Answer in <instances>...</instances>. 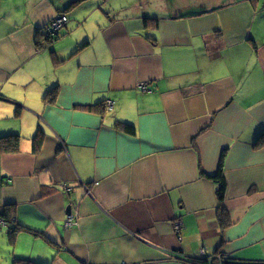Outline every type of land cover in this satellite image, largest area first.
I'll return each instance as SVG.
<instances>
[{
	"label": "crops",
	"instance_id": "1",
	"mask_svg": "<svg viewBox=\"0 0 264 264\" xmlns=\"http://www.w3.org/2000/svg\"><path fill=\"white\" fill-rule=\"evenodd\" d=\"M74 1L0 0V135L21 137L0 152V209L43 233L14 242L39 257H14L264 262V0Z\"/></svg>",
	"mask_w": 264,
	"mask_h": 264
},
{
	"label": "trees",
	"instance_id": "2",
	"mask_svg": "<svg viewBox=\"0 0 264 264\" xmlns=\"http://www.w3.org/2000/svg\"><path fill=\"white\" fill-rule=\"evenodd\" d=\"M82 0H76L73 3H77ZM40 32L37 34L36 44L38 47H40ZM59 36V35H58ZM57 37V36H56ZM55 37V38H56ZM55 38H48V40L55 39ZM86 45V44H85ZM84 46V45H83ZM117 125L119 127H122V129L128 131L129 133H135V127L131 124L124 123V122H117ZM44 132L39 129L37 133L33 137V152L38 153L42 147L43 141H44ZM20 142L21 137L18 134H8V135H0V152L6 153V152H18L20 149ZM226 152H223L220 159V164L218 171L214 175H207L210 179H212L217 184V195L219 199V205L217 208L218 211V219L219 224L221 227L227 226L230 222L228 211L225 207V197H226V191H227V182L224 177V159H225ZM0 219H2L8 228V236L10 243L14 244L16 240V236L21 232H26L29 234H32L36 237L42 236V232L35 230L31 227H28L23 224H19L15 217H14V208L11 207V205H4L3 208L0 209ZM2 224H0L1 226ZM221 246V245H220ZM193 264H217L218 262H221V264H249V263H240L237 261H233L232 259L226 258L219 249L216 251V254L214 257H202L199 259H195L191 261ZM13 264H48L41 260H36L32 258L27 257H14V263ZM255 264V263H254ZM256 264H264V262H259Z\"/></svg>",
	"mask_w": 264,
	"mask_h": 264
},
{
	"label": "rangeland",
	"instance_id": "3",
	"mask_svg": "<svg viewBox=\"0 0 264 264\" xmlns=\"http://www.w3.org/2000/svg\"><path fill=\"white\" fill-rule=\"evenodd\" d=\"M7 234V232H6ZM16 251V252H15ZM14 253L16 255H23L28 257H39L41 254L38 251H30V249L20 246L18 244H12L9 241V236L7 234V239L1 240L0 238V263L1 264H13L14 263ZM32 253V254H30Z\"/></svg>",
	"mask_w": 264,
	"mask_h": 264
},
{
	"label": "built area",
	"instance_id": "4",
	"mask_svg": "<svg viewBox=\"0 0 264 264\" xmlns=\"http://www.w3.org/2000/svg\"><path fill=\"white\" fill-rule=\"evenodd\" d=\"M68 16L66 14H60L55 16L46 26V34L49 38H55L59 35L60 30L67 24ZM144 89H147V86L144 85ZM69 220H73L71 217H68ZM68 220V225L70 224ZM0 224L6 225V223L0 219ZM181 225L177 224V229H180ZM203 254H205L203 250Z\"/></svg>",
	"mask_w": 264,
	"mask_h": 264
},
{
	"label": "water",
	"instance_id": "5",
	"mask_svg": "<svg viewBox=\"0 0 264 264\" xmlns=\"http://www.w3.org/2000/svg\"><path fill=\"white\" fill-rule=\"evenodd\" d=\"M70 212V208H68V213Z\"/></svg>",
	"mask_w": 264,
	"mask_h": 264
},
{
	"label": "clouds",
	"instance_id": "6",
	"mask_svg": "<svg viewBox=\"0 0 264 264\" xmlns=\"http://www.w3.org/2000/svg\"><path fill=\"white\" fill-rule=\"evenodd\" d=\"M48 37V36H47ZM49 38V37H48Z\"/></svg>",
	"mask_w": 264,
	"mask_h": 264
}]
</instances>
